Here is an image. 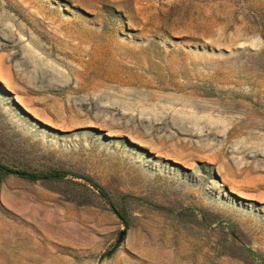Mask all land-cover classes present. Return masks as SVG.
I'll list each match as a JSON object with an SVG mask.
<instances>
[{
    "label": "rangeland",
    "instance_id": "rangeland-1",
    "mask_svg": "<svg viewBox=\"0 0 264 264\" xmlns=\"http://www.w3.org/2000/svg\"><path fill=\"white\" fill-rule=\"evenodd\" d=\"M261 25L264 0H0V160L69 171L0 173V264H264Z\"/></svg>",
    "mask_w": 264,
    "mask_h": 264
},
{
    "label": "trees",
    "instance_id": "trees-1",
    "mask_svg": "<svg viewBox=\"0 0 264 264\" xmlns=\"http://www.w3.org/2000/svg\"><path fill=\"white\" fill-rule=\"evenodd\" d=\"M262 26V30L264 32V25ZM0 173H13L20 175L22 177L28 178V179H60L64 178L69 171L62 168H49L46 170H35V169H29L24 167H18L13 166L4 163L0 160ZM82 176V175H79ZM85 179H87L95 188L99 191L101 196L110 204L112 210L116 213V215L121 220H126L127 218V209L122 203H115V201L110 197V195L106 192V190L98 184L96 181H94L91 177L85 176ZM113 251V248H110L106 251V253L110 254Z\"/></svg>",
    "mask_w": 264,
    "mask_h": 264
},
{
    "label": "water",
    "instance_id": "water-1",
    "mask_svg": "<svg viewBox=\"0 0 264 264\" xmlns=\"http://www.w3.org/2000/svg\"><path fill=\"white\" fill-rule=\"evenodd\" d=\"M124 234H125V229H121V230L119 231L118 237H117V239H116V244H118V243L122 240Z\"/></svg>",
    "mask_w": 264,
    "mask_h": 264
}]
</instances>
